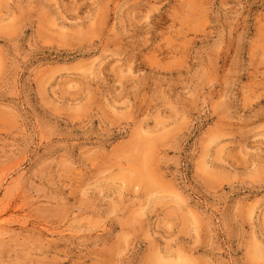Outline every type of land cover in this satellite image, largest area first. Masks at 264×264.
<instances>
[{
	"label": "rangeland",
	"instance_id": "374dc122",
	"mask_svg": "<svg viewBox=\"0 0 264 264\" xmlns=\"http://www.w3.org/2000/svg\"><path fill=\"white\" fill-rule=\"evenodd\" d=\"M0 264H264V0H0Z\"/></svg>",
	"mask_w": 264,
	"mask_h": 264
}]
</instances>
